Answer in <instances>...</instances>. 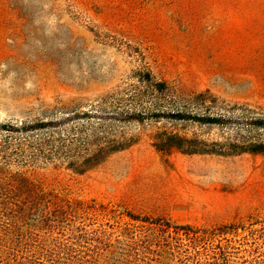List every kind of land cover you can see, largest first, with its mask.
I'll list each match as a JSON object with an SVG mask.
<instances>
[{
  "label": "rangeland",
  "instance_id": "rangeland-1",
  "mask_svg": "<svg viewBox=\"0 0 264 264\" xmlns=\"http://www.w3.org/2000/svg\"><path fill=\"white\" fill-rule=\"evenodd\" d=\"M238 3L0 0V141L50 144L41 173L102 221L264 220V154L227 145L264 143V17ZM103 140L122 149L69 169Z\"/></svg>",
  "mask_w": 264,
  "mask_h": 264
},
{
  "label": "trees",
  "instance_id": "trees-1",
  "mask_svg": "<svg viewBox=\"0 0 264 264\" xmlns=\"http://www.w3.org/2000/svg\"><path fill=\"white\" fill-rule=\"evenodd\" d=\"M236 13L264 17V0H239ZM259 124L264 128V120ZM176 139L170 146H181ZM10 141H0V264H264V220L212 228L132 214L121 224L102 221L41 173L60 163L50 144L13 147ZM117 144L93 145L69 169L84 173L121 150ZM227 145L232 153L264 154V143Z\"/></svg>",
  "mask_w": 264,
  "mask_h": 264
}]
</instances>
